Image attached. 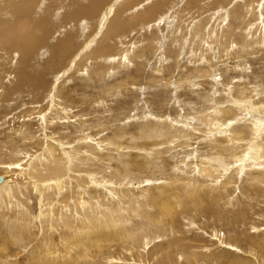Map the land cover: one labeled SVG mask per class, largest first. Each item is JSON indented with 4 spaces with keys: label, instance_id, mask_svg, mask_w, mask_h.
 <instances>
[{
    "label": "rangeland",
    "instance_id": "374dc122",
    "mask_svg": "<svg viewBox=\"0 0 264 264\" xmlns=\"http://www.w3.org/2000/svg\"><path fill=\"white\" fill-rule=\"evenodd\" d=\"M117 1L119 7L124 5L120 15L131 24V30L121 25L118 30L108 32L114 36L112 40L107 35L102 36L106 30L104 25L94 41L87 43L89 47L80 45L74 58L60 67L63 70L47 67L43 52L34 47L24 72L33 75L30 77L40 74L46 77L44 96L41 95L37 103L27 101L29 87L23 85L26 94L19 107L2 109L6 104L0 103L1 184L4 188L20 187L25 195V201L19 202L20 207L9 199L5 200L6 196L0 197V264H264V192L254 196L250 192L254 186L247 183L243 185L247 195L243 196L239 187L245 176L241 174L234 184V192L226 194L224 187L228 184L219 191L223 181L213 170L216 166L209 178H203L197 164L205 153V141L223 137L233 127L250 125L255 116L250 110L245 112L241 104L235 118L222 128L212 126L209 131V122L205 119L215 115L212 108H206L211 104L208 96H214L215 89L220 94L228 87L232 93L246 90L254 101L264 97V42L252 43L239 53L233 48L225 54L211 42L208 44L213 52L205 50L201 59H190L187 55L198 36L194 28L200 22V31L213 28L222 32L232 26L237 33L247 28L256 36L259 30L264 32V8L259 13L255 9L261 0L250 3L255 10L253 15L246 17L250 26L245 21L228 18L231 17L228 11L235 5H242L243 0H228L229 5L224 6H219L218 0H141L136 5L133 0H112L111 3ZM45 3L41 0L40 5L31 11L32 15ZM244 5L248 8L246 3ZM0 7V18L12 23L13 9L9 16L3 0H0ZM112 7L116 8L114 4ZM70 10L71 6H65L62 11L59 17L62 25L71 22L67 15ZM52 24L57 23L52 20ZM14 26L19 27V23L15 21ZM177 26L172 47L168 41ZM59 28L63 30L60 26L52 29L53 42H57ZM66 29L70 30V24ZM128 31L130 34L125 37ZM210 35L220 36L214 32ZM207 40L204 42H209ZM97 41L113 46L109 47L111 55L103 65L113 63L114 67L105 70L103 76L105 71L100 76L92 75L93 78L86 74L79 59L86 56ZM167 48L173 59L165 54L161 65V55ZM135 53L143 56L133 59ZM124 55L131 61L118 66ZM1 56L0 65H3L5 59ZM112 58L114 61L111 62ZM194 68L207 70L211 73L210 78L198 76ZM4 70L5 65L0 66V76ZM4 81L9 83V78L6 76ZM255 82L261 86H256ZM219 84L221 87L217 86ZM0 96H4L2 92ZM260 111L263 113L262 117L259 115L261 132L255 135L252 131L253 137L248 139L251 144L264 138V104ZM147 129L155 131L149 135ZM20 130L26 131L29 139L20 137ZM157 130L184 131L185 137L165 142L162 137L155 136ZM48 143L59 148V153L67 161L66 175L62 180L56 179V174L50 179H31L30 171L44 154ZM254 159L253 152L248 151L242 161L249 164ZM71 163L73 165L69 167ZM227 168L232 170L236 164L231 163ZM126 169L130 174L122 177ZM63 179L68 182L66 185ZM76 179H81L83 184L86 181L87 186L77 185ZM193 181L197 182L196 189L201 193L221 192L228 204L211 207L208 195H200L195 206L183 203L179 199L180 187ZM48 182L52 184L44 193L40 187ZM7 184L10 186L6 187ZM155 189L161 194L156 195ZM202 189L208 190L204 192ZM72 193L81 208L78 211L74 205L68 212L74 232L63 229L61 215L60 222L57 221L60 227L53 223L58 205ZM149 193L153 200L146 199ZM128 197H131L129 201ZM240 198L245 203L239 204ZM86 207L95 208L94 212ZM164 207L169 208L166 215L162 212ZM214 208L221 211L216 213ZM20 209H29L34 215V219L26 221L24 231V225L19 226L20 213L17 211ZM80 214L84 216L80 217ZM6 218L9 224L5 227ZM147 219H156V222L149 224ZM19 229L24 232L25 240L28 239L27 233L31 232V239L18 242L22 238ZM76 229L80 238L75 234ZM127 231L128 235L134 231L137 238L129 237ZM74 242L79 246H74Z\"/></svg>",
    "mask_w": 264,
    "mask_h": 264
},
{
    "label": "bare ground",
    "instance_id": "6f19581e",
    "mask_svg": "<svg viewBox=\"0 0 264 264\" xmlns=\"http://www.w3.org/2000/svg\"><path fill=\"white\" fill-rule=\"evenodd\" d=\"M3 1H4V7L6 6L4 10L7 13V15L10 16V10L13 9L11 13V18L13 22L6 23L4 22V19L2 20L0 18V55H2L1 57L5 59V64L3 63V65L2 64L0 65V66L5 65V70L0 76V92H2L4 95V96H0V103L3 102L6 104L1 107L2 109L14 108L17 106L19 107V105L23 103L22 102L23 96L24 94H26V87H24L23 85L27 86V88L29 87V91H28L29 96L27 98V101L31 103H37L41 100V95L44 96V90L46 88V77L43 76V74L36 75L35 77H30L33 75H28L24 72L28 68L27 62L30 56L33 54V51L31 49H33L34 47H38V49L41 52H43L44 54L43 58H46L47 67H51L53 70H61L64 67L65 63L69 62L70 59L74 58L75 56L74 52L79 51V47L81 44H87V43H91L94 41L96 36H98L101 33L104 25H105L106 30L102 33V36L105 37L107 35L112 40H114V36L109 34L108 32H113L114 30L115 31L118 30L121 27V25H124L125 29L127 30H131L132 28L131 24L126 22L120 15V13L124 11V5L119 7L118 1L113 3L116 6L115 8V7H112L113 6V4L111 3L112 0H76L77 3H74L75 0H59L60 2L58 4L56 3L57 0H45L46 2L45 5L43 7L41 6L42 8L41 9L39 8V11L33 15L31 11H33L36 7L40 5L41 0H3ZM128 1L129 0H127L126 2ZM133 1H134V5H136L141 0H133ZM243 1L244 3L242 5H235L231 11L230 10L228 11L229 15L231 14L230 15L231 17H228V18H232L233 20L245 21V24H246L247 22L246 17L253 15L254 13L253 12L254 9L251 8L252 6L250 7V3L253 2L254 0H243ZM218 2H219L218 3L219 6H224V5H227L228 0H218ZM245 3L246 5H248V8H246V6L244 5ZM108 4H111V5L109 6ZM65 6H71V10L67 12V15H69L71 18V22L68 21V22H65L64 25H62V23H60L59 21V17L63 13L62 11L64 10ZM157 7L159 9L158 5ZM0 8L2 9V7ZM263 8H264V0H261L259 1V4H257V6L255 7V9L257 10V13H259L261 10H263ZM174 10H176V8ZM184 11L187 12V10H184ZM111 13L113 15L111 18H109V15ZM175 14L176 13L172 15L175 16ZM52 20H54V23H57V24L53 25ZM15 21L19 23V27L14 26ZM200 23H198L194 28V33H196L198 36L194 40L191 38L193 42L191 43V45L188 44L190 45V48L187 52V55L189 56L190 59H193V58L201 59V55L204 54L205 50L207 52H211V51L213 52V48L209 47L210 45L208 44L211 42H214L215 44H217L219 50L224 52V54L227 53V51L232 50L233 48L239 53V50H241L242 48L245 49L246 47H248V45L250 46L252 43L262 44V42H264V32L260 30H259L258 36H256L255 33H252L248 28L247 29L244 28L245 29L244 31H242L243 29L241 30L240 28L241 30L240 32L238 33L234 32L233 30L234 28L232 29V26L230 30H227V31L222 30V32H220L219 30H215L213 28H211L210 31H208V29L205 31H202V30L200 31L198 27ZM247 23L249 24L247 26L251 25L250 22H247ZM69 24H70V30H67L66 28ZM28 26H30V29H28ZM57 26L58 27L60 26L63 30L59 28V32H58L59 36H58V39L56 40L57 42H53V38L55 36L52 33V29L54 27L56 28ZM178 28H179L178 26L174 27V29L171 31L172 38L168 41L169 42L168 45L171 44L170 46L172 47L174 43V37H175V34L177 33ZM63 32L64 34L61 36L63 38L60 40L59 37L61 33ZM213 32L215 33V35L216 33L220 34V36L210 35ZM129 34L130 33L128 31L125 37H127ZM168 38L169 37H167V39ZM206 38L209 40V42H204ZM200 41L204 43L202 44L200 43ZM58 44L59 46H57ZM87 45L89 47V44ZM109 47H113V46L110 44ZM109 47L103 44L102 42L97 41L96 45L91 50H88V53L86 54V56L81 57L79 59L80 65L85 67V72L86 74H88V76H92V75L94 77L100 76V73L102 71H105V70L110 71L114 67L113 63H110L106 67L103 65V63L106 64L105 62L108 60V58L111 55L110 54L111 51ZM215 51H216L215 53H218L216 49ZM169 52L170 50H168L167 48L161 55V61H160L161 65L163 63L162 62L163 56L165 54L168 55ZM7 53L8 55L6 58ZM136 55L133 57V59L135 58L137 59L138 57L143 56L142 53L140 55H137V56ZM128 56L129 55L127 54V57ZM168 56L170 59H173L171 55H168ZM127 57L126 56L121 57L124 59H120L119 64L117 63L118 66H120V64L122 63H128L130 59H128L129 57L128 58ZM175 57H178V55L176 54ZM12 58H14V60ZM112 61H114L113 58L111 59V62ZM87 65H89V67H86ZM194 69H196L195 73L198 76H204V77L207 76L208 78H210L211 76L210 75L211 73L209 74L207 70H202V69H197V68H194ZM75 71L77 72V69H75ZM106 71L102 74V76L106 74ZM6 76L9 78V83H5L4 81V78H6ZM255 85L261 86V83L255 82ZM217 86L219 87L220 84ZM215 90H214L215 91L214 96H208V100L211 102V104L206 106V108L209 110L210 108H212L213 112L215 113V115H213L211 119H209V117H205V119L209 122L208 123L209 131L212 129V126L222 128L223 126H226L229 122H231V120L235 118V113L239 111L237 108L241 107V104H243L245 112L250 110L252 115H255V116L251 119L250 125L233 127L230 130V132L225 134L223 137H218L215 139L213 138L212 140L205 141L206 142L205 148H204L206 149L205 153L201 155V158L199 157L200 159L197 163L201 168L202 177L209 178L211 176L212 169L216 166V168L213 170L216 173V176L221 177L223 181V184L219 187L220 189L219 191H222L224 185L228 184V186L224 187V190L226 194H230L229 191H231V194H232L234 192L233 190L235 189L234 184H236L238 181V175L244 174L245 176L244 183H242V185L239 187L240 190L241 189L243 190V196L247 195L246 194L247 192L245 193L243 189L244 188L243 185H246L247 183L254 186V188H252L250 192H252L254 196H257L259 193H261V191L264 192V187H263L264 186L263 185L264 184V138H262L260 142L259 140H255L257 143H252V144L248 141V139H251L253 137L252 131L255 133V135L256 133L259 134L261 132V128L259 125V115H261V117L263 116V113L260 110L262 108V105L264 104V97L258 101H254L252 100L253 97L247 94L246 90H236L235 92L232 93L230 91V88L228 87L226 90H222L221 94L219 90L217 89ZM33 92H35V94ZM228 103L229 105H227ZM251 107H255V110H251ZM75 129L77 131V128ZM154 131L155 129L154 130L147 129V132L149 135H152ZM80 133L81 131L79 132V134ZM143 133L145 134L146 132H143ZM183 133L184 131L181 132L178 130L177 132L174 131L173 133H171L169 130L163 131V132L161 130H157L155 136L162 137L163 139H165L164 141L167 142L170 139H174V138L176 139L181 136H184ZM186 135L191 137L190 133L189 134L187 133ZM19 136L23 137L24 139H29L26 131L20 130ZM27 142H30L32 144V141H27ZM185 143L187 142L185 141ZM241 143H243L242 146L240 145ZM153 146H157V145L154 144ZM58 149L59 148H56L55 145H51L50 143L46 145V148L44 149V154L40 155V158L37 159L36 163H34L35 166L30 171L29 176L31 179L33 177H36V179H42V180H45L43 179V177H47V179H50V177H52L53 174H56V179L62 180V178L65 177L66 175L65 167L67 165V161L61 156V152L59 153ZM248 151L253 152L255 159L253 160V162L249 164H245L244 163L245 161L243 162L242 159L248 156ZM48 162H50V164H47ZM231 163L236 164V168H233L232 170L227 168L228 165H230ZM72 165L73 164L71 163L69 167H71ZM255 167L256 169H254ZM218 168H221V170H219ZM252 168H253V171H252ZM129 174H130L129 170L126 169L125 174H121V176L124 177L127 175L128 177ZM78 180H77V185L82 184V185L87 186L88 183L85 184L86 181L83 184L81 182V179H78ZM178 182H180L179 179H178ZM1 183H2V177H0V184ZM67 183L68 182L67 181L65 182L64 180V184L66 185ZM51 184H52L51 182H48L46 186L40 187V188L42 189L44 193H46L48 191V186ZM7 185L8 186L6 187L10 186L9 184ZM3 186L4 184L0 185V197L4 195V197L6 196L5 200L9 199L15 202L16 204H18V206L20 207L19 202L25 201V195L21 192L20 187H17V186L15 187L12 185L13 187L4 188ZM196 187L198 188V185H197V182H194V181L189 184L181 185L180 187L181 196L179 198L180 201H182L183 203H186L187 205L195 206V205H198L199 203L200 195H205V196L208 195L207 199L211 207L219 206L220 203L228 204V201L223 197L221 192L219 193L215 192L209 195V193H201V191L199 189H196ZM155 190H156V195L161 194L159 189H155ZM202 190L204 191V189ZM207 190H205L204 192H207ZM31 191L32 193H34V189H31ZM127 195L128 194H126V196ZM73 197L74 196L72 193L71 196L67 197L64 203H62L61 205H58V209H57L58 212H56V215L55 213L53 215V220L55 221L53 223H56V225L58 224L60 227L61 224L58 223L57 221L60 222L59 215H61V217L63 218V223H62L64 225L63 229L66 231L74 232V229H72V227L70 226L71 225L70 219H72L71 214H69L68 212L69 211L71 212V209L73 208L74 205L77 207L78 211H80L81 208L79 209V206H78L79 202H78L77 197L76 198H73ZM149 197L151 198V200H153L152 197L150 196V193L146 195V199H148ZM130 198L131 197H128L127 201H129ZM50 199L51 197L48 198V202ZM246 199L249 200L250 197L246 196ZM238 200H239V204H241L242 201L245 203V200L242 198ZM76 201L78 202V204L76 203ZM145 203H146V200L143 199V204L147 206V204ZM86 208L92 209L90 211L91 213L92 211L94 212V209H95V208H90V207H86ZM214 211L218 213L221 211V209L214 208ZM17 212L20 213L18 217V219L20 220L19 226L24 225L23 226L24 228L23 231H24L27 225L26 221L34 219L33 212H31L29 209H20ZM66 212L68 214H66ZM162 212L164 215L168 214L169 208L164 207L162 209ZM82 215L83 214H80V217H82ZM6 219L7 221L5 222V227L8 226L9 224V219L8 218ZM108 220L110 221V223H114V221L110 219ZM147 222L149 224H154L156 222V219L154 220L147 219ZM45 223L47 224V222ZM29 226L32 227L31 224H29ZM138 226L139 225H137L136 227ZM75 227L76 225L73 226V228ZM86 228L89 229V227H86ZM33 229L34 227H32V230ZM84 232L89 233V231L87 230H85ZM19 233L21 234L22 238L19 239L18 242H23L25 240V235L23 236L24 232H20V229H19ZM133 233L135 232L130 231V234L128 235V231H127V235L129 237L137 238L136 236L133 235ZM27 234H28L27 235L28 239L26 240L31 239L30 236L33 234H31V232ZM75 234L76 236L78 235L77 229H76ZM77 237L80 238L81 236H77ZM73 244L74 246H79L77 242H74ZM41 264L43 263L41 262Z\"/></svg>",
    "mask_w": 264,
    "mask_h": 264
}]
</instances>
